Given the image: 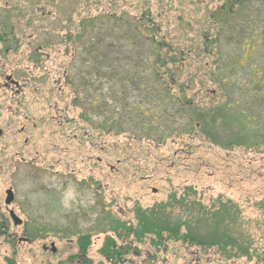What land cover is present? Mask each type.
Masks as SVG:
<instances>
[{"label": "rangeland", "instance_id": "374dc122", "mask_svg": "<svg viewBox=\"0 0 264 264\" xmlns=\"http://www.w3.org/2000/svg\"><path fill=\"white\" fill-rule=\"evenodd\" d=\"M230 1L235 0H0V30H6L0 31L1 59L6 75L21 86L16 96L0 91V204L12 188L11 208L22 221L60 229L77 219L80 225L69 230L79 233L93 226L101 209L133 230L139 209L184 195L207 210L231 207L228 234L248 255L174 241L156 248L151 237L137 242L113 233L94 235L83 255L76 239L44 238L29 226H11L15 237H0V264H264V147L221 149L197 131L160 144L96 131L81 121L63 75L76 59L73 41L83 21L111 28L106 18L117 19L116 30L122 31L132 30L135 20L145 30H159L158 38L181 53L174 78L186 99L202 112L215 110L226 97L212 75L219 63L214 51L221 59L239 52L213 21ZM249 97L235 100L247 105ZM195 226L202 237L212 232L204 223ZM107 243L124 254L110 261L103 253Z\"/></svg>", "mask_w": 264, "mask_h": 264}, {"label": "trees", "instance_id": "16d2710c", "mask_svg": "<svg viewBox=\"0 0 264 264\" xmlns=\"http://www.w3.org/2000/svg\"><path fill=\"white\" fill-rule=\"evenodd\" d=\"M106 19L111 28L98 26L97 20L81 23L80 35L73 41L76 59L66 79L88 125L156 144L197 131L221 149L264 147V109L260 107L264 103V0L230 1L218 9L217 19L213 16L215 25L225 30L223 34H228L227 40L239 52L221 59L219 51H214L219 63L212 75L226 102L207 112L195 107L176 86L174 73L181 53L158 38L159 30H145L133 20L132 30L118 31V20ZM251 41H256L257 46H251ZM244 94L250 96L251 103L235 100L236 95ZM174 207L179 209L177 213ZM231 211L227 205L207 210L184 195L178 201L170 196L151 209H139L136 226L131 230L103 210L102 217L85 234L77 235L79 250L86 253L93 234L113 233L132 236L137 242L151 237L156 248L174 241L200 251L216 248L223 255L233 252L234 257H245L248 251H242L240 240L229 235L226 228ZM195 223H204L212 232L198 235ZM224 227L226 231H219ZM62 229L65 238L76 236L74 230ZM36 231L46 234L50 230L44 226ZM111 246L114 244L103 247L110 261L124 254L121 247L114 251Z\"/></svg>", "mask_w": 264, "mask_h": 264}, {"label": "flooded vegetation", "instance_id": "af4514ba", "mask_svg": "<svg viewBox=\"0 0 264 264\" xmlns=\"http://www.w3.org/2000/svg\"><path fill=\"white\" fill-rule=\"evenodd\" d=\"M0 31H3V35H6V32H5L6 30H0ZM1 55L2 54L0 52V81H1L0 82V91H3V92H7L8 90L10 92L13 91L14 95L16 96V95H18V92L21 89L20 82L18 80L13 79V76L11 74L10 75H6L5 66H4V62L1 59ZM67 74H68V71L66 70L65 73L63 74L65 81H66V79L68 77ZM73 102H74V105L76 107H78L75 104V98L73 99ZM78 108H80V107H78ZM0 111H1V108H0ZM80 119H81V121L83 123L88 125L82 118V108H80ZM88 126L91 127L92 129L96 130V131L103 132L102 130H100L99 128H97L95 126H90V125H88ZM2 134H3V130H2V128H0V138L2 137ZM19 134H22V129L20 130ZM28 165H30V164H28ZM8 191H10L12 193V201L9 204H6L7 192ZM4 195H5V197H4L5 199H4V202H3V207L0 204V237L3 236V235H8L9 237H11V239H13L15 237V235L14 234H9V227H11V226L13 228L29 226V229L32 232H34L36 235L44 237V238L53 237V238H57V239H76V241H78V236L77 235L80 236L82 234H85V232H79V233L75 232L76 236H73V237H70V238H65L64 237L65 233H64V229H62V228H65V227H63V226H68L66 228H69L70 226H72V227L79 226L80 223H79V221L77 219H73L71 224H69V225L60 224V226L62 227L60 229L53 227V226H55V224L51 226V224L48 223L47 227H49V230H50L49 233L44 234V233L38 232V231H36V228H38L40 226L39 224L35 223L33 219H30V220L26 219V221H22L19 218V215L11 208L12 205L14 204V202H15V195H14V192H13L12 188H8L7 190H5ZM102 211L103 210L101 209L100 212L95 216V218L93 220V224L97 221L98 218L102 217ZM13 216L16 217L21 223L20 224H15V220H14ZM82 216L86 217L85 210H82ZM40 227L43 228L44 226H40ZM94 235H98V234H93L92 236H90V241H91V238ZM80 254L78 255L79 257L81 256Z\"/></svg>", "mask_w": 264, "mask_h": 264}, {"label": "water", "instance_id": "95a60500", "mask_svg": "<svg viewBox=\"0 0 264 264\" xmlns=\"http://www.w3.org/2000/svg\"><path fill=\"white\" fill-rule=\"evenodd\" d=\"M12 201V193L10 191L7 192V200H6V204H9L10 202ZM14 220H15V224H20L21 222L16 218L14 217ZM47 248L43 247V250H46ZM50 251L52 253H55L56 252V249L54 247V244H51L50 246Z\"/></svg>", "mask_w": 264, "mask_h": 264}]
</instances>
